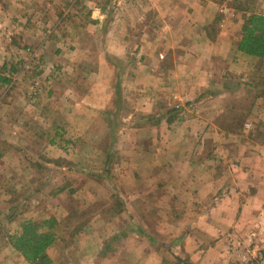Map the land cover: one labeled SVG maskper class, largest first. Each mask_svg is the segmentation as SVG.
Segmentation results:
<instances>
[{"label": "rangeland", "instance_id": "1", "mask_svg": "<svg viewBox=\"0 0 264 264\" xmlns=\"http://www.w3.org/2000/svg\"><path fill=\"white\" fill-rule=\"evenodd\" d=\"M221 3L220 8L228 13L236 6L255 8L264 4V0H221ZM5 9L9 12L7 4L0 0V22L3 17L11 21L2 12ZM105 33L106 29L102 34ZM14 35L11 26H0V69L5 67L4 75L11 80L0 89V130L5 128L2 132L5 135H11L12 129L21 134L13 142L0 140V151L8 152L3 157L7 168L0 167V217L6 215L13 219L7 221L5 217L0 222V264H29L13 249L7 235L18 232L20 222L25 219L48 217L58 220L56 240L47 249L52 264H161L163 259L173 260V255L189 257L184 247L185 237L179 234L189 231L197 221L190 219L186 204L185 207L179 204L187 197L181 200L175 196L177 189L172 185V173L165 168L171 167L175 158L172 151L176 148L174 139H170L174 128L165 118L176 114L189 116L187 107L191 101L181 102L182 109L180 106L172 109L170 86L160 87L162 92L138 91V80L129 77L135 64V58L130 55L111 60L113 72L108 76L89 75L94 68L97 70L96 53L102 51L99 47L90 59L75 62L76 71L70 69L64 75L59 57L53 54V59L48 58L41 44L18 47ZM85 36L87 40L90 38L86 33ZM100 80L111 86L110 110L107 106L103 109L88 106V114H82L77 122L71 115L70 101L83 96ZM131 80L134 84L128 86ZM35 82L37 93L31 94L29 90ZM51 84L56 90L70 92L62 99L58 94L47 97L46 90ZM9 85L12 87L8 88ZM243 89L233 93V99L254 95ZM208 92H197L194 99L219 94ZM140 101L150 103L148 112L140 108ZM27 103L33 107L24 105ZM242 108L241 105V111ZM105 111L113 115L111 124ZM11 115L20 116L24 121L13 126L8 123ZM237 118L234 115V122H227L228 127L242 133L244 128H249L244 132L248 138L239 143L254 142L255 128L249 123L237 125L240 121ZM75 132L82 137L59 138L63 134L64 138L73 136ZM155 135L161 137L160 143H154ZM165 135H169L166 141ZM17 145L25 153L31 150L32 157L23 152L13 156L11 150L18 149ZM211 148L210 143L205 152ZM60 153L67 156H51ZM155 154L160 156L157 158ZM46 159L52 162L45 165ZM199 160L202 161L201 156ZM160 162L164 170L153 173ZM181 163L184 164L179 178L187 180V166L184 170L187 162ZM11 167L17 169L11 172ZM219 175L215 173L218 180ZM155 176H158V189L152 184ZM174 214L178 215L174 217ZM176 218H182L178 220L179 225ZM261 218L232 224L229 221L228 230L221 234V250L227 264H264V220Z\"/></svg>", "mask_w": 264, "mask_h": 264}, {"label": "crops", "instance_id": "2", "mask_svg": "<svg viewBox=\"0 0 264 264\" xmlns=\"http://www.w3.org/2000/svg\"><path fill=\"white\" fill-rule=\"evenodd\" d=\"M4 2L9 12L6 9L2 12L11 21L3 17L5 19L0 26H11L18 47L41 44L48 58L53 59V54L59 57L63 61L61 72L64 75L70 69L76 71L74 64L77 60L90 59L95 50L102 47L101 54L96 53L97 70L94 68L89 75L108 76L113 72L111 60L130 55L135 58V64L129 77L138 80V91H159L160 87L170 86L172 109L178 106L182 109L184 105L181 102L191 101L187 103L189 116L178 117L176 114L165 118L174 128L170 139H174L173 144L176 145L172 151V156H175L173 163L165 168L172 173V185L177 189L175 196L181 200L187 197L179 204L183 207L186 204L190 219L197 221L192 223L189 231L179 235L185 237V251L194 264H227L224 250H221V234L228 230L229 221L231 224L254 218L256 221L262 216L264 220V56L247 55L237 48L244 17L250 12L264 14V4L251 9L236 6L225 13L220 8L221 0ZM11 9L14 11L10 12ZM104 29L106 33L102 34ZM85 33L92 40H87ZM127 83L131 86L134 81ZM53 84L46 90L47 97L58 94L57 97L62 99L70 92L56 90ZM11 87L9 85L8 88ZM241 87L244 92L254 95L233 99V93ZM111 90L110 84L100 80L77 100L68 95L74 100L70 101L71 115L78 122L82 114H88V106L102 109L107 106L106 109L110 110ZM202 90L219 94L195 100V94ZM24 105L33 107L28 103ZM148 106H151L148 101H140L141 109L148 112ZM234 115L238 117L236 120L240 119L237 125L249 123L255 128L254 142L239 143L248 138L245 133L249 128H244L245 133H242L228 127L229 122H234ZM9 120L13 126L24 121L13 115ZM1 129L0 140L12 139L13 142L21 137L18 130L12 129L11 135H5L2 133L5 128ZM79 136L82 137L75 132L66 139L64 134L59 138L74 140ZM168 136H164L165 141ZM154 140L157 144L162 139L155 135ZM210 143L213 148L205 152ZM19 149L11 150L13 156L18 157L19 152H23L32 157L31 150L25 153ZM7 154V151H0V167L7 168L3 163ZM59 155L67 156L65 153L51 154L56 158ZM155 155L157 158L160 156ZM49 159L45 160V165L49 164ZM181 161L187 162L184 166V170L186 166L188 169L187 180L179 178L184 164H180ZM155 166L153 173L164 170L162 162ZM16 169L11 167L10 170L14 172ZM216 172L220 173V180L215 177ZM157 178L155 176L156 181L152 184H156L158 189ZM179 219L182 218H176L177 221ZM175 228L178 230L177 225Z\"/></svg>", "mask_w": 264, "mask_h": 264}, {"label": "trees", "instance_id": "3", "mask_svg": "<svg viewBox=\"0 0 264 264\" xmlns=\"http://www.w3.org/2000/svg\"><path fill=\"white\" fill-rule=\"evenodd\" d=\"M237 48L247 55L264 56V14L250 12L244 17ZM10 70L13 71L14 67H11ZM4 71L5 67H2L0 69V86L6 85L11 81L8 76L4 75ZM104 114H108L106 117L109 120V124H111L110 116L113 115L109 112H105ZM108 153L110 152L108 151ZM48 162L52 161L49 160ZM4 218L7 221L13 220L11 217L2 215L0 222ZM57 224L58 220L55 217H48L42 220L25 219L20 222V230L14 234L7 235V237L13 249L29 264H52L47 254V249L56 240ZM161 264L194 263L188 256L173 255V260L163 259Z\"/></svg>", "mask_w": 264, "mask_h": 264}, {"label": "built area", "instance_id": "4", "mask_svg": "<svg viewBox=\"0 0 264 264\" xmlns=\"http://www.w3.org/2000/svg\"><path fill=\"white\" fill-rule=\"evenodd\" d=\"M225 11H227V9L224 7L223 8ZM37 85H38V83L37 82H35V83H33V85L30 87V90H29V92L31 93V94H36L37 93Z\"/></svg>", "mask_w": 264, "mask_h": 264}]
</instances>
